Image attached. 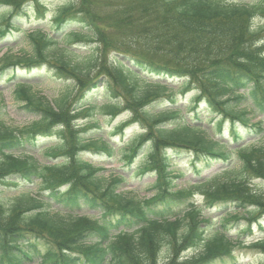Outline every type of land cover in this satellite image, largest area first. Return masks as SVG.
Masks as SVG:
<instances>
[{
	"label": "trees",
	"instance_id": "16d2710c",
	"mask_svg": "<svg viewBox=\"0 0 264 264\" xmlns=\"http://www.w3.org/2000/svg\"><path fill=\"white\" fill-rule=\"evenodd\" d=\"M27 1L0 0V6L17 13ZM32 1L43 20L44 6ZM11 21L0 16L1 38L17 29ZM52 21L58 40L34 30L26 37L30 51L0 61L28 72L44 65L72 81L84 105L70 110L66 93L53 107L28 84H16V102L34 120L19 130L0 124V264H160L161 257L163 264H208L229 256L240 242L228 237L224 224L207 237L208 220L193 199L201 196L208 208L231 206L243 219L264 213L251 188L255 180L264 182V0H77ZM72 25L76 29L68 32ZM77 44L89 47L88 54L74 52ZM190 91L183 112L175 95ZM200 100L221 137L223 123H230L234 148L211 137L200 118H189ZM95 112L105 123L122 112L127 117L108 133L96 120L73 124L90 121ZM132 125L141 132H133L117 154L124 167L139 159L132 177L155 176L151 199L120 193L125 177L100 175L102 168L82 158L92 153L112 159L109 136L123 138ZM51 136L59 144L45 155L61 162L41 164L21 152L35 138ZM185 151L197 176L210 162L225 167L176 190L183 174L173 169L175 157ZM224 217L225 223L239 221ZM249 245L264 264V238ZM198 248L201 254L178 262L180 253Z\"/></svg>",
	"mask_w": 264,
	"mask_h": 264
},
{
	"label": "rangeland",
	"instance_id": "374dc122",
	"mask_svg": "<svg viewBox=\"0 0 264 264\" xmlns=\"http://www.w3.org/2000/svg\"><path fill=\"white\" fill-rule=\"evenodd\" d=\"M234 1L237 3H254L263 0H227ZM41 4H43L45 8V13L43 14V20H40L39 16L36 13L33 2L30 0L25 4L24 9L19 12H15L14 10L8 9L7 7L0 6V16H3L6 19L11 20L12 23L16 26L17 29H12L11 32H7L6 36L0 37V58L3 54L8 52L5 58H9V56L15 55L17 52L30 51L29 42L27 41V35L34 30H43L44 32H50V35L58 40L55 36V32L50 30L51 23L53 22V18L59 9L66 6L68 3L75 2L77 0H39ZM259 21L255 20L254 24H258ZM260 24H264V21H261ZM4 25V23L0 22V26ZM74 27L68 28V30L72 31ZM67 30H65V33ZM260 40H264V30L259 37ZM89 47H84L83 45L77 44L72 45L71 49L82 55L88 54L87 50ZM10 51V52H9ZM1 66V62H0ZM2 71L0 72V124H4L13 128L14 130H19L24 125L28 124L32 120H34V116L30 115L21 108L22 104H18L16 102V98L14 95V84L15 82L26 83L32 88V92L36 93L38 97H44L48 103H52L54 100H57L61 95L70 94L71 97L68 101V108L75 109L77 107L83 106L84 104L81 102L80 98L76 99L78 94L76 90L73 88V83L70 80L59 79L56 72L53 70L45 69V67H39L35 69V71L28 72L21 66H3L1 67ZM96 71H94L95 73ZM92 73L91 75H95ZM15 78V81L12 80ZM101 85V84H99ZM175 88L177 86L175 85ZM96 94V93H95ZM193 96V92L188 93H178L175 95V102L177 106L182 107V105L186 104L191 97ZM100 98V93H98V97ZM98 104L101 103V100L97 101ZM196 116L198 118H203L205 115V107L204 104L199 103L196 105ZM191 118L194 120L195 117ZM94 120H98L103 123L104 129L106 133L110 131V127L116 125L123 116L116 118L110 124L104 122L105 117H101L100 114H95L91 117ZM206 119H203L202 124L203 127L209 132V135L212 137L213 132L210 130L208 124L205 123ZM258 119H255V122ZM86 121V120H84ZM84 121H80L83 123ZM228 127V124H225V128ZM242 132V129H239ZM124 140L132 135L133 132H139L138 128H128L125 131ZM224 141L227 142L228 134L225 135ZM106 137V134H104ZM110 142L112 146L116 147V150L123 146L124 140L122 137L110 135ZM216 140L219 136L214 137ZM24 137H22V140ZM258 139V138H256ZM254 140V139H251ZM59 144L58 140L54 137L51 138H40L35 143H27L24 144L21 149L22 153L25 155L33 157L36 161L41 164H53L61 162L60 159H51L47 157L43 153V150L46 148L56 147ZM229 149L233 147L228 146ZM171 153V151H168ZM186 152V151H185ZM183 152V154L176 156L175 161L176 165L173 166L175 171H180L183 173V176L175 181L176 188L182 189L186 188L189 184H193L197 182L201 178H206L214 175L215 173L222 170V164L219 162H211L210 167L207 170L201 171L200 175H196L191 167V154L188 152ZM85 161L90 162L94 166L104 168V172L100 175L105 177L107 176H116L122 175L126 178L125 184L121 187L119 192H123L125 194H129L128 196L137 195L140 198L148 199L152 197V189L151 184H153L155 177L150 173H145L144 175L136 174L132 177L135 168L139 166V160H137L132 166L124 167V163L119 160L120 156H115L114 159L106 158L103 155H95L92 153H88L83 155L82 157ZM252 190L259 196L264 202V182L260 180H255L252 182ZM31 190L35 191L36 187H31ZM197 206L202 209V217L208 220V225H206L205 231L206 235L210 236L211 231L214 229H221L222 224H224L225 231L229 238L232 240H238L241 242L239 247H235L232 249L231 257L224 256L220 258H216L208 264H259L262 260V256L259 251L251 249L247 244L254 241L255 239H259L264 237V214L256 215L254 220L248 221L244 219H239V221L230 220L227 223L220 220L222 216L226 213L232 214V210L230 206L220 205L208 209L203 202L201 197H196L194 199ZM252 208V207H249ZM96 214V213H94ZM232 216H234L232 214ZM261 226V230L259 228ZM246 228H250L251 234L244 232ZM41 252H43L46 247L39 244L38 245ZM201 249H197L196 251H190L188 253H183L182 258H188L192 256L199 255ZM163 254L165 251L163 250ZM163 260V257H161Z\"/></svg>",
	"mask_w": 264,
	"mask_h": 264
}]
</instances>
